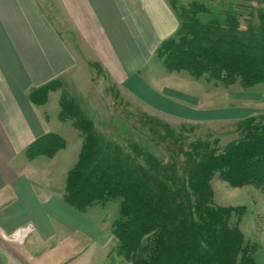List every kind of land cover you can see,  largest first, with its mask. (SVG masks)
Listing matches in <instances>:
<instances>
[{
    "label": "crops",
    "instance_id": "0c3cea01",
    "mask_svg": "<svg viewBox=\"0 0 264 264\" xmlns=\"http://www.w3.org/2000/svg\"><path fill=\"white\" fill-rule=\"evenodd\" d=\"M179 26L167 0H0V251L7 258L82 264L108 247L110 264L113 222L63 199L78 159L76 132L58 120L56 101L39 104L31 93L65 79L89 102L94 65L156 112L211 118L198 96L158 76L156 50ZM50 134L65 146L52 157L30 158L28 148ZM29 224L25 261L6 239Z\"/></svg>",
    "mask_w": 264,
    "mask_h": 264
},
{
    "label": "rangeland",
    "instance_id": "374dc122",
    "mask_svg": "<svg viewBox=\"0 0 264 264\" xmlns=\"http://www.w3.org/2000/svg\"><path fill=\"white\" fill-rule=\"evenodd\" d=\"M192 1L194 0H167L170 7L178 13L180 20V30L173 38L175 41L179 40L183 35L186 36L185 38H190L194 34L192 28L205 27L207 29L213 27L214 24L221 23L227 26L230 23L226 21V16L230 14L237 16L236 27L249 40V47L254 44L250 33L251 30L261 24V21L264 22V0H200L204 10V13L200 14L199 9H197L199 11L195 10L194 4L196 3L193 4ZM195 45L198 46V44ZM170 47L168 46L167 48ZM166 52L167 49H164V51L161 49L160 54L156 55V61L160 65V68H157L158 76L198 96L211 118L196 121L185 120L156 112L128 94L117 83L112 81L103 70L94 65H90L94 88L90 89L91 97L89 102L85 101L74 85L65 79L42 90L39 93L40 98L38 101L43 102V105L53 100L57 102L59 106L58 120L68 122L80 141L78 155L82 147V138L86 136V133L94 131L101 136H105L116 146L122 147L125 153L129 152V154L125 155L128 156L130 161L136 162L132 166V170L136 171L137 178L143 183L149 184L148 182L152 178L156 180V175L152 174L154 167H165L173 164L176 171V180L179 183L171 182V191L173 193H176V191L182 193L198 192L206 188L197 185L199 183L191 179L190 168L186 166V161L188 160L186 155L194 153V151H206L207 148L202 145V142L211 143L213 145L211 149L216 154H221L226 147L237 143L241 138L243 127L240 125L246 119H252L256 123L257 121L263 123L264 78H253L250 81L242 80V83L240 78L237 77L234 82L224 84L205 74L204 76L196 77L186 70H171L167 68L162 56V53L166 54ZM247 62H251L254 68L256 66V68L264 70V62L259 57L248 59ZM257 79H260V81ZM64 91L69 92L80 104L86 118V120L82 121L88 123L85 124L80 121L76 126L75 123L77 122H75L73 113L68 120L60 116L61 109L64 108L61 103V101H64ZM54 96H56V99ZM60 138L65 145V140L62 137ZM131 143L136 144V152L133 150ZM246 150L248 151V148ZM103 155L106 160L114 158L106 149H104ZM114 159L110 160L112 165L115 163ZM154 161L160 163V165ZM226 162L228 161L224 160L222 164H218L216 169L212 171L213 174L207 179L211 200L210 204L205 201L206 204L203 207L206 212L201 214L199 210V215L196 213V209L193 208L194 205L192 203H185L184 208L186 211L189 210V213L194 212L192 220L186 223L185 229H194L196 226H206L208 228L210 219H206V216L209 215L207 209H211L214 211L211 216H220L214 222L219 223L216 228L222 233L223 248L231 249L230 255L232 252L235 253L233 264H264V177L255 181L249 178L243 181L241 179L246 172L244 173L242 170L235 174L237 180L227 179L223 173ZM149 163L152 165H148ZM137 166L146 172H150V174L145 177ZM220 168L221 170H218ZM250 170L260 174L264 170V166L262 164L254 165L248 169V171ZM253 176L255 174L250 177ZM191 199L192 197L190 196L187 201ZM160 205L154 203L153 207L160 208ZM175 206L176 203L172 201L169 207L171 212L168 215L167 211L165 212L167 220L159 225H163L165 228L160 233L159 240L167 241L166 248L170 246L169 244L179 243V238L175 233L178 227L174 222ZM92 207L96 209L95 217L101 218L105 222H114L119 217L120 200L117 199L106 204H94L87 207L86 210ZM147 212L146 209L142 210L143 214H147ZM195 216L199 218L196 219ZM32 231L25 238V245H23L24 242L23 244H18L17 240L11 235L6 239L13 245L17 253H15L16 256L24 257L25 261H27V256L24 250L29 246L27 239L32 234ZM185 239L188 242V239L191 238ZM187 242H183L180 245L185 246ZM83 243L84 247L89 245L85 241ZM218 246L219 244L216 245V247ZM206 248L210 254L216 253L213 247L207 244ZM89 250H91V247H89ZM161 250H163V247ZM107 251L108 247L105 248L103 253L97 249L95 259L91 258L89 262L82 263V261L81 263L107 264L105 253ZM168 253H164V257L167 260L173 257L175 260L178 258V253L172 251ZM199 259V263L210 264V259L206 257L199 256ZM224 262L225 259L220 263L223 264ZM0 264H19V262L10 260L0 251Z\"/></svg>",
    "mask_w": 264,
    "mask_h": 264
},
{
    "label": "trees",
    "instance_id": "16d2710c",
    "mask_svg": "<svg viewBox=\"0 0 264 264\" xmlns=\"http://www.w3.org/2000/svg\"><path fill=\"white\" fill-rule=\"evenodd\" d=\"M192 3H196L194 7L195 10H200H197L199 14L204 13L200 0H194ZM175 13L178 17V13ZM226 21L230 23L227 26L221 23L214 24L213 27L207 29L205 27L192 28L194 34L190 38H185L186 36L183 35L175 41L173 38L180 30L179 26L172 37L160 44L156 50V55L160 54L161 49L163 51L167 49L166 54L162 53L163 62L167 68L186 70L196 77L205 74L219 83L234 82L237 77L240 78V81L264 78L263 69L260 70L256 66L254 68L251 62H247L248 59L255 57H259L264 62V22L261 21V24L251 30L250 36L255 44L251 46V49L245 34L240 33L236 27L237 16L229 14L226 16ZM168 46L171 47L167 48ZM260 79L257 80L260 81ZM61 80L50 81L33 91L31 93L32 100L43 104V102L38 101L39 93ZM63 95L64 101L61 103L64 108L61 109L60 116L68 120L73 113L75 122H77L75 123L76 126L80 121L85 124L88 123L82 121L86 118L76 99L69 92L64 91ZM262 119L264 120V117ZM240 126L243 127L241 138L237 143L226 147L221 154H216L211 149L213 146L211 143L202 142V145L207 148L206 151H194V153L186 155L188 157L186 166L190 168L191 179L197 181L199 183L197 185L206 188L191 193L180 191L173 193L171 191V182L179 183L176 180L173 164L165 167H154L155 169L152 170L155 173L152 171V174L156 175V180L152 178L148 182L149 184H145L137 178L136 171L132 170V166L136 162L130 161L125 155L129 152L125 153L122 147L116 146L105 136L94 131L86 133V136L82 138V147L78 159L67 174L63 199L82 212L94 204H106L117 199L120 200L119 217L112 224V236L115 245L110 264H203V262H198L199 256L210 259V264H221L223 259H225L223 264H233L235 253L232 252L230 255L231 249L223 248L222 233L216 228L219 223L214 222L220 216H211L214 211L207 209L209 215L206 216V219H210V226L208 228L196 226L195 230H187L185 225L190 222L189 220H192L194 212L189 213V210L186 211L184 206L185 203H192L197 214H199V210L201 214L206 212L203 207L206 204L205 201L210 204L211 200L207 179L213 174L212 171L216 169V166L222 164L224 160L228 161L223 172L227 179L237 180L235 174L242 170L244 173L246 172L243 178H240L243 181L248 178L255 181L264 177V170L260 174L255 171H248L254 165L262 164L264 166V122L259 123L257 121L256 123L252 119H246ZM64 146L63 140L59 136L50 134L31 145L27 150V155L30 158L38 155L52 157ZM131 146L136 152V144L131 143ZM104 149L116 159L108 158L106 160L103 155ZM112 159L115 160L113 165L110 162ZM155 163L160 165V163ZM148 165L151 166L152 164L149 163ZM138 169L145 177L150 174L140 167ZM247 174L250 176L255 174V176L250 177ZM190 196L193 200L187 201ZM172 201L176 203L174 222L178 226L175 233L179 238V243L169 244L170 246L166 248L167 241L159 240L160 233L165 228L163 225H159L167 220V215L171 212L169 207ZM154 203L161 204L160 208L153 207ZM143 209L148 211L147 214L142 213ZM163 211L164 213H162ZM166 211L167 215H165ZM195 218L199 217L195 216ZM184 238L191 239H188L187 242ZM183 242H187L185 246L180 245ZM206 244L213 247L216 253L210 254ZM217 244H219L218 247H216ZM162 247L163 250H161ZM167 251L178 253V261L174 257L167 260L164 257V253H168Z\"/></svg>",
    "mask_w": 264,
    "mask_h": 264
},
{
    "label": "built area",
    "instance_id": "2783aa9c",
    "mask_svg": "<svg viewBox=\"0 0 264 264\" xmlns=\"http://www.w3.org/2000/svg\"><path fill=\"white\" fill-rule=\"evenodd\" d=\"M33 230L32 225H26L19 229L14 235V239L17 240L18 244H23L27 235Z\"/></svg>",
    "mask_w": 264,
    "mask_h": 264
}]
</instances>
